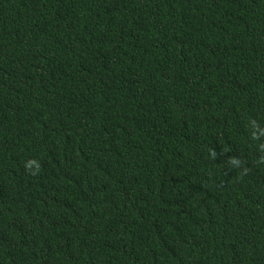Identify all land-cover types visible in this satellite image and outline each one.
<instances>
[{"label": "trees", "instance_id": "obj_1", "mask_svg": "<svg viewBox=\"0 0 264 264\" xmlns=\"http://www.w3.org/2000/svg\"><path fill=\"white\" fill-rule=\"evenodd\" d=\"M0 264H264V0H0Z\"/></svg>", "mask_w": 264, "mask_h": 264}]
</instances>
